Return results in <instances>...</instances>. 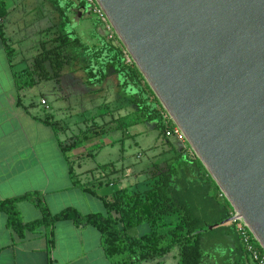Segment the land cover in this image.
I'll list each match as a JSON object with an SVG mask.
<instances>
[{
    "label": "water",
    "instance_id": "95a60500",
    "mask_svg": "<svg viewBox=\"0 0 264 264\" xmlns=\"http://www.w3.org/2000/svg\"><path fill=\"white\" fill-rule=\"evenodd\" d=\"M95 2L264 252V0Z\"/></svg>",
    "mask_w": 264,
    "mask_h": 264
},
{
    "label": "trees",
    "instance_id": "16d2710c",
    "mask_svg": "<svg viewBox=\"0 0 264 264\" xmlns=\"http://www.w3.org/2000/svg\"><path fill=\"white\" fill-rule=\"evenodd\" d=\"M47 1L58 13L61 26L50 36L48 29L42 31L44 37L34 46L36 53L31 58L30 66L23 73L13 77L16 90L20 92L41 81L59 82L60 77L69 74L83 89L98 93L104 81L113 74L123 100L132 107L134 121L152 123L155 129L160 130L166 148L153 157L149 166L151 169L143 180V189L114 190L109 200L101 197L105 208L104 215H82L73 208H65L51 214L37 193H26L0 201V212L7 217L6 225L19 238L23 237L26 231L31 232L44 227L50 237L48 240L50 245L53 244V226L57 222L71 221L76 226L93 227L100 235V246L110 264L146 262L160 264L159 260L173 250H176L175 264H203L201 250L203 229L198 227L197 218L188 211L186 205L173 200L170 194V177L190 170H197L201 174L197 168L202 165L197 159L196 163L190 161L186 151L179 150L178 146L164 137L160 104L147 84L143 83L144 80L138 70L124 64L120 49L99 34L97 30L99 22L87 13L88 5L85 1ZM8 13L6 0H0V19H5ZM81 20L86 24V41L76 31L65 30L66 25L73 21L78 24ZM0 40L7 58L11 61L14 50L7 43L2 24ZM43 123L55 129L54 122L45 119ZM99 134L94 136L97 137ZM87 139L84 134L79 133L70 143L63 142L61 150L64 153L70 151ZM162 165L165 170H161ZM106 168L107 166L104 167ZM69 174L73 185L81 186L71 169ZM82 188L86 190L89 187L82 185ZM88 190L93 193V189ZM23 201L34 204L39 209L41 217L23 223L17 209V204ZM225 220H219L212 226L221 225ZM142 223L148 225V232L137 237L130 236L129 232ZM232 248L233 263L244 264L245 253L237 237L232 240Z\"/></svg>",
    "mask_w": 264,
    "mask_h": 264
},
{
    "label": "crops",
    "instance_id": "0c3cea01",
    "mask_svg": "<svg viewBox=\"0 0 264 264\" xmlns=\"http://www.w3.org/2000/svg\"><path fill=\"white\" fill-rule=\"evenodd\" d=\"M20 2L23 0H6L9 13L5 19H0L7 43L12 48L13 35L23 38V30L8 28L11 21L19 20L18 16L14 20L7 19L17 13ZM15 55L14 50L10 61L0 40V201L37 193L51 214L73 208L82 215H104L101 197L109 200L114 190L143 189L144 179L135 186L125 184L127 179L121 173L122 169L114 163L83 170L84 162L80 158L88 157L90 152L76 157L62 152L60 146L65 140L60 139V133L65 126H60V121L50 113L47 96L40 93V102L37 103L28 95L25 98L23 90L18 92L14 85V75L23 73L30 66L32 56L22 63L24 60L16 59ZM61 78L59 82H52L58 85ZM71 82L75 87L77 82L72 77ZM45 119L56 123L55 129L43 123ZM70 169L81 186L73 185ZM82 185L93 189L94 194L84 190ZM104 185L109 190L101 192ZM17 209L23 223L41 217L39 209L31 202H20ZM6 219V215L0 212V264H110L100 246V235L93 227L76 226L71 221L57 222L53 226V244L50 245L44 227L26 231L19 238L6 225ZM169 256L170 253L159 263L167 264Z\"/></svg>",
    "mask_w": 264,
    "mask_h": 264
},
{
    "label": "rangeland",
    "instance_id": "374dc122",
    "mask_svg": "<svg viewBox=\"0 0 264 264\" xmlns=\"http://www.w3.org/2000/svg\"><path fill=\"white\" fill-rule=\"evenodd\" d=\"M16 12L15 15L13 14L14 17L12 15L7 20H14L16 16L19 20L11 21L8 28L23 30V38H18L15 34L11 42L16 53L15 58L24 60L22 63H25L36 53L34 46L44 37L43 30L48 29L49 36L59 30L60 17L47 0H23L19 3ZM75 21L66 25L65 30L76 31L86 41L85 22L81 20L77 24ZM71 83V76L64 74L58 85L52 81H41L24 89V97L28 95L39 103L40 93L47 96L51 106L50 113L60 121V126L67 128L60 133V139L65 140L64 143H70L79 133L88 138L86 142L67 151L74 157L84 156L90 152L88 157L80 158L84 162L83 170L114 163L117 168L122 169L121 173L127 179L125 184L130 186L141 184V179L146 178V174L151 169L149 166L153 157L166 148L160 130L155 129L152 123L134 121L132 107L123 100L113 74L104 81L98 93H91L83 88L82 90L77 87L80 86L78 83L72 87ZM25 98L24 101L27 102ZM100 132L103 134H99ZM97 133L99 135L95 137L94 134ZM169 140L173 144L177 142L174 138ZM187 158L196 163L189 152ZM160 167L161 170H165L163 165ZM197 169L201 174L197 170H190L170 177L171 197L173 200L183 202L188 211L197 218L198 227L203 229L201 232L203 264H234L232 242L230 244L231 240L236 239L234 224L229 222V224L212 226L219 220L229 218V204L224 197H218L219 190L204 168ZM108 188L102 186L101 192L109 190ZM148 230V225L142 223L132 229L129 235L139 236ZM170 255L166 263L174 264L176 250L171 251ZM244 256V264H252L246 255ZM143 264H154V262Z\"/></svg>",
    "mask_w": 264,
    "mask_h": 264
},
{
    "label": "built area",
    "instance_id": "2783aa9c",
    "mask_svg": "<svg viewBox=\"0 0 264 264\" xmlns=\"http://www.w3.org/2000/svg\"><path fill=\"white\" fill-rule=\"evenodd\" d=\"M84 1L88 5L87 13L93 15L99 22V26L97 28L99 34L104 37L107 41H110L118 49H120L124 64L126 66L131 69L136 68L132 58L120 43L113 28L111 27L106 16L104 15L101 8L97 5L95 0ZM160 114L163 118L164 123V137L166 139L174 138L175 141L181 144L182 149L186 151V154L189 152L193 157L192 160H195L196 157L187 145L186 140L181 131L177 128V126L173 124L167 113L162 108ZM218 197L223 198V195L220 191L218 192ZM228 217V219H231L229 222H232L234 224V233L246 255V258L252 264H264V252L258 246L257 242L253 238L252 234L249 232L246 225L236 216V214L231 208ZM229 222L227 223L229 224Z\"/></svg>",
    "mask_w": 264,
    "mask_h": 264
},
{
    "label": "flooded vegetation",
    "instance_id": "af4514ba",
    "mask_svg": "<svg viewBox=\"0 0 264 264\" xmlns=\"http://www.w3.org/2000/svg\"><path fill=\"white\" fill-rule=\"evenodd\" d=\"M79 87H81V86H79ZM82 88V87H81Z\"/></svg>",
    "mask_w": 264,
    "mask_h": 264
}]
</instances>
